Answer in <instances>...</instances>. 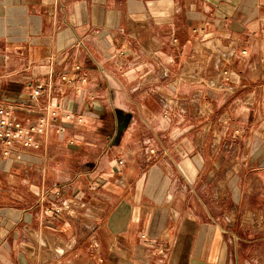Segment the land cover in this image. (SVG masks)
Returning a JSON list of instances; mask_svg holds the SVG:
<instances>
[{"label":"crops","instance_id":"crops-1","mask_svg":"<svg viewBox=\"0 0 264 264\" xmlns=\"http://www.w3.org/2000/svg\"><path fill=\"white\" fill-rule=\"evenodd\" d=\"M223 70L238 84L223 85ZM168 81L206 102V123L155 139L153 156L132 151L130 136H101L112 98ZM0 107L24 124L52 120L39 148L0 154V264H241L218 224L225 203L209 224L203 194L240 192L211 182L234 176L252 145L264 161V0H0ZM64 204L72 210L56 215ZM259 212L264 200L258 224Z\"/></svg>","mask_w":264,"mask_h":264},{"label":"rangeland","instance_id":"rangeland-1","mask_svg":"<svg viewBox=\"0 0 264 264\" xmlns=\"http://www.w3.org/2000/svg\"><path fill=\"white\" fill-rule=\"evenodd\" d=\"M140 6L141 5L138 4V6L135 7L139 8ZM136 83L137 82L130 83V90L136 87ZM202 85L206 88L213 84L210 81H204ZM223 85L227 84L223 83ZM138 88L137 86L135 89ZM140 88L143 90L134 94L130 93V95H125V92L122 91L121 95L112 98V103L114 102L118 110L103 115L105 119L101 136L110 137L114 135L115 137H119V139L130 136V149H132V151H140L143 148L153 156V154L157 153V146L152 145L155 139L159 138L162 140L163 138H167L168 143L176 142L180 138H186L187 135H191V131H194L190 129L191 122L198 120L201 123H206V102L201 98L192 96L188 87H182L178 96L176 95L177 91L175 86L171 81H168L166 89L161 88L162 90H153L154 86H152V89H150L152 93H149L147 87L145 88L143 85ZM145 93L150 97L147 95L144 96L143 94ZM142 106H145L147 109L145 112L141 110ZM96 132L95 130H91L88 136L91 138L94 137V134L98 135ZM200 132H203V130ZM47 134L48 133L44 136ZM141 139L148 140L147 146L143 144L144 141ZM164 147L169 149V151L171 148L173 152L174 146L171 144L164 145ZM254 147L255 146L252 145L248 150L247 162H242L241 166H237L232 162L234 176L229 178L218 176L211 182V184L217 187L222 184L230 185L232 188L234 186H240V192L235 193L232 189L230 193L215 191L214 193L209 192L203 194L205 197L204 200L208 201L209 210H212L211 212L215 215L213 218L214 221L209 220V224L217 225L218 218L222 216V211L220 210L221 204L225 203L226 219L228 218V220L218 224L223 229L225 238L227 237L232 240L230 251L240 248L243 253L240 257L241 264H264V219L262 222L259 220V224L255 221L256 204L264 200L261 197V195L264 196V193L258 192L259 189L264 188V161L254 158ZM179 151L185 153L184 148ZM143 153L145 152L143 151ZM183 156L187 157L186 154H183ZM142 158L141 153L140 156H136V160L134 161L138 169L144 168V161ZM162 160L163 157L159 156L155 162L160 165V163L163 164ZM120 161L121 159L118 160V163ZM155 162H152V164ZM184 165L182 166L183 169H185ZM162 172L165 173V170L162 169ZM146 179V177L136 179L137 186L142 189L146 184ZM207 180V177H202L198 185L204 186ZM186 183H188L186 180H181L183 186ZM158 185L160 190L166 189L165 186L168 185V183L165 181V176L158 180ZM159 194L162 195L159 200L162 199V197L165 199L169 196L168 193L165 192ZM239 200L241 201L240 205L237 204ZM156 201L158 202V200ZM55 208L61 209L62 207ZM75 209L76 208H74V213L76 212ZM71 210L70 207V210H64L60 214H55L62 215ZM245 211L248 213L246 216L247 219L243 216ZM258 217L260 219L264 217V214L259 212ZM234 218L236 219L235 221Z\"/></svg>","mask_w":264,"mask_h":264},{"label":"built area","instance_id":"built-area-1","mask_svg":"<svg viewBox=\"0 0 264 264\" xmlns=\"http://www.w3.org/2000/svg\"><path fill=\"white\" fill-rule=\"evenodd\" d=\"M246 55V52H243ZM223 83L227 85L238 84L239 79L236 75L229 71L223 70L221 73ZM66 80V77H63ZM44 89V84L37 83L35 86L32 97L38 98ZM53 117L56 116L54 112ZM52 120L48 117L42 118L37 123L24 124L14 117V114L10 108L0 107V154L5 158H10L17 144H21L27 149L39 148L38 138L48 133ZM120 165H124V161L119 162ZM70 204H64L61 209L54 208L53 212L60 214L64 210H70Z\"/></svg>","mask_w":264,"mask_h":264}]
</instances>
